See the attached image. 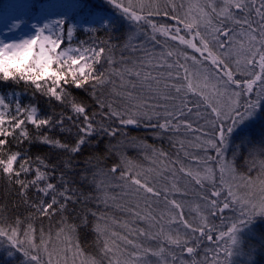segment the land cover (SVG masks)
I'll return each instance as SVG.
<instances>
[{"label": "snow or ice", "instance_id": "6c2138e0", "mask_svg": "<svg viewBox=\"0 0 264 264\" xmlns=\"http://www.w3.org/2000/svg\"><path fill=\"white\" fill-rule=\"evenodd\" d=\"M0 23L25 85L0 92V264H264V0H0Z\"/></svg>", "mask_w": 264, "mask_h": 264}, {"label": "trees", "instance_id": "16d2710c", "mask_svg": "<svg viewBox=\"0 0 264 264\" xmlns=\"http://www.w3.org/2000/svg\"><path fill=\"white\" fill-rule=\"evenodd\" d=\"M5 3H9L12 2V0H4ZM163 20H166V18H163ZM162 20V22H163ZM3 29V34L4 35H8V31L3 27V24L0 23V29ZM14 34V33H11ZM80 39H83V37H80ZM25 88V85L23 83H21L20 85H15L12 82H8L7 84L5 83H0V92H6L9 91L10 89H15L17 92L22 91ZM31 92V89L29 88V94ZM75 94L76 95H85L84 93L80 92L79 90H75ZM39 98V97H38ZM25 100H27V96L24 97ZM41 103H43V100L41 99ZM151 129H146L143 126L137 127V126H129L127 129L128 135L130 137H136L138 140H142L145 141L147 144L149 145H154L155 147L159 148V147H163L165 149H169V143L168 140L166 138L161 139L158 137H155L151 134ZM116 141L113 140L112 143H115ZM104 145H101V149H103ZM125 151L127 152V154L130 157L136 158L138 159L139 162H143L146 166H147V161L143 160V156H142V149H138V148H134V147H128L127 149H125ZM112 159H116V157H113ZM112 159H110L108 161V165L110 166L112 163ZM238 163H242V162H238ZM243 170V169H241ZM102 207V206H101ZM21 211H23V209H21ZM58 219V218H56ZM53 223H55V220L53 221ZM44 224L47 225L48 221H44ZM83 231V230H82ZM88 239L91 240L92 237L89 234L88 235Z\"/></svg>", "mask_w": 264, "mask_h": 264}, {"label": "rangeland", "instance_id": "374dc122", "mask_svg": "<svg viewBox=\"0 0 264 264\" xmlns=\"http://www.w3.org/2000/svg\"><path fill=\"white\" fill-rule=\"evenodd\" d=\"M177 2H179V0H177ZM2 32H3V29L1 28L0 29V39H4L5 37H7L9 39H14V38H18L21 35V33L19 31L14 32V34H11L8 32L9 33L8 35H4ZM166 150H168V149H166Z\"/></svg>", "mask_w": 264, "mask_h": 264}]
</instances>
